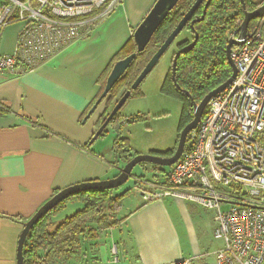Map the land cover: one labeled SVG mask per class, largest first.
<instances>
[{
    "label": "crops",
    "instance_id": "obj_1",
    "mask_svg": "<svg viewBox=\"0 0 264 264\" xmlns=\"http://www.w3.org/2000/svg\"><path fill=\"white\" fill-rule=\"evenodd\" d=\"M155 1L121 0L88 35L37 69L18 68L15 75L0 76V256L6 264H16L23 223L54 194L113 178L119 171L122 161L112 151L113 131L88 146L110 103L102 102L87 121L84 118L102 93L104 73L132 43L134 30ZM17 36L16 24L3 31L0 55L14 52ZM136 171L142 170L136 167L134 177ZM160 176L157 172L154 183ZM140 191L139 201L127 206L109 251L117 250V240L134 264L188 258L192 264H209L212 258L215 264L221 244L212 236V211L178 198L144 204ZM107 264L126 263L115 259Z\"/></svg>",
    "mask_w": 264,
    "mask_h": 264
},
{
    "label": "built area",
    "instance_id": "obj_2",
    "mask_svg": "<svg viewBox=\"0 0 264 264\" xmlns=\"http://www.w3.org/2000/svg\"><path fill=\"white\" fill-rule=\"evenodd\" d=\"M120 2L0 0V36L9 25L18 27L14 52L0 55V76L15 75L18 68L37 69L88 35ZM260 22L242 45L231 48L236 76L208 102L181 157L159 183L145 181L140 191L144 203L178 198L212 211V236L221 244L214 253L215 264H264V31ZM237 36L238 30L229 39ZM127 121L120 119L121 125ZM224 206L228 208L223 210ZM167 264H192V259Z\"/></svg>",
    "mask_w": 264,
    "mask_h": 264
},
{
    "label": "trees",
    "instance_id": "obj_3",
    "mask_svg": "<svg viewBox=\"0 0 264 264\" xmlns=\"http://www.w3.org/2000/svg\"><path fill=\"white\" fill-rule=\"evenodd\" d=\"M262 1L260 0L256 3L252 0H244L245 8L247 11H252ZM194 2L195 0H179L175 8L168 14L151 38L145 51L137 55L124 76L111 90L106 102L107 105L110 103L107 106L109 108L102 117L100 125L105 121L111 109L122 96L119 97L121 90L123 92L129 90L130 85L144 65L160 45H162ZM202 10L203 6L194 14L192 20L199 19L202 15ZM242 20L243 9L239 0H212L206 10L204 19L194 24L193 31H191L188 24L172 43L174 50L171 54L170 65L175 53L191 43L195 33L198 36L193 49L179 56L176 61L175 82L179 89L172 82L170 66L163 83L165 93L178 97L183 104L182 123L179 131L193 119V103L199 104L209 92L225 83L231 76V68L225 55L226 43L230 35L237 32ZM259 22V20L252 21L249 24L248 32L250 33L255 29ZM134 51V43H131L125 48L123 55L128 56ZM124 57L126 56L120 59ZM111 67L112 65L104 73L103 80L109 74ZM136 91L132 92L131 95ZM117 97L119 98L117 99ZM112 104L113 107H110ZM120 119H122L120 114L114 116L99 137L106 135L110 130L115 133L121 126ZM131 121H134V118L128 119L126 124H129ZM118 140L119 136L116 135L112 148L115 156L116 151L120 150L121 147ZM122 142L124 143L123 140ZM173 152L174 150L169 152L167 157L171 156ZM119 158L121 157L119 156ZM130 159L129 157H125L122 160L120 169ZM144 165L139 164L137 167L142 171L147 170ZM150 167L157 169L158 174L163 178L170 169L158 168L156 166ZM141 173L143 182L150 183L156 178V173ZM117 175L118 172L114 177ZM146 177H149V180H146ZM129 182L116 190L81 192L60 203L40 219L28 233L23 248L24 264H52L55 258H66L68 260L75 259L76 256L79 260H83L84 263L82 264H93L92 261H95L99 247L98 232L114 228L116 225L118 227V224L124 220L123 218L121 220L117 219L121 201L126 192L132 186H136L132 185L128 187ZM68 202L79 203L81 208L76 210L72 215L65 217L58 224H54L52 218ZM91 249L94 250L93 254L90 253ZM49 260L50 262H48Z\"/></svg>",
    "mask_w": 264,
    "mask_h": 264
},
{
    "label": "water",
    "instance_id": "obj_4",
    "mask_svg": "<svg viewBox=\"0 0 264 264\" xmlns=\"http://www.w3.org/2000/svg\"><path fill=\"white\" fill-rule=\"evenodd\" d=\"M179 0H156L151 9L148 11L147 15L143 18L140 24L136 27L133 32L132 40L135 46V51L130 55L124 57L116 61L105 80L104 88L102 93L96 99L92 107L89 109L87 114L85 115L84 121H87L91 115L98 109L100 104L108 99V95L114 86L118 83V81L124 76L126 71L129 69L133 61L136 59L138 54H141L145 51L147 45L149 44L151 38L164 22L168 14L175 8ZM212 0H195V2L191 5L188 11L183 15L181 20L178 22L173 31L168 35L165 41L160 45V47L156 50V52L150 57L147 63L144 65L136 79L130 85L129 90L125 91L119 100L116 102L109 115L106 117L105 121L100 125L96 133L93 135L90 140L88 146H90L105 130L108 126L109 122L116 116L126 101L130 98L131 93L136 91L143 80L147 77V75L153 70L156 66L160 58L164 55V53L168 50V48L172 45L175 39L179 36V34L184 30V28L189 24L191 31H193V26L196 22H200L204 19L206 10ZM241 7L243 9V20L238 28V36L237 39H229L226 43L225 55L228 61V64L231 68V76L229 79L209 92L199 104L193 103V119L186 124L182 130L180 131L176 148L173 154L169 157H156L152 155H140L135 156L130 159L121 169L118 171V175L101 181H89L80 184L73 185L71 187H67L61 191H58L54 194L48 201H46L36 212L35 214L23 223L22 231L18 237L17 248H16V264H24L23 259V248L27 238L28 233L35 226L40 219H42L45 215H47L50 211L56 208L60 203L73 197L81 192L87 191H104V190H116L125 186L130 179L133 177V170L139 164H150L156 166L158 168H170L172 167L177 160L181 157L187 136L193 132L200 119L202 118L206 106L208 102L215 97L218 93L223 91L235 78L236 69L234 64L230 59V51L233 46H239L244 43L248 35L249 24L252 21L259 20L261 21L264 18V2L257 6L252 11H247L245 8L244 0H239ZM203 6L202 15L199 19L192 20L194 14L199 10L200 7ZM197 34H194V39L186 45L185 47L178 50L172 58L170 65V73L173 84L177 89L179 87L175 82V71H176V61L179 56L184 53H187L193 49L195 43L197 41ZM186 95L190 97L187 93Z\"/></svg>",
    "mask_w": 264,
    "mask_h": 264
},
{
    "label": "rangeland",
    "instance_id": "obj_5",
    "mask_svg": "<svg viewBox=\"0 0 264 264\" xmlns=\"http://www.w3.org/2000/svg\"><path fill=\"white\" fill-rule=\"evenodd\" d=\"M253 2H259L260 0H252ZM264 0L260 3L262 4ZM259 4V5H260ZM260 29L264 31V19L260 22ZM133 43V42H132ZM130 50V49H128ZM174 50V46L168 48L164 55L160 58L153 70L147 75V77L140 84L139 88L133 93L130 98L126 101L119 113L123 119H133L129 124L121 125L116 135L119 136L120 150L116 151L118 161L121 162L125 157L133 158L140 155H152L156 157H167L169 152L175 150L177 140L180 134V128L182 123V102L181 100L173 95L165 93L163 89V83L166 77V73L170 66L171 54ZM120 57L127 56L120 53ZM119 97L124 93L122 90ZM117 97V99L119 98ZM109 129V128H108ZM124 141V143L122 142ZM119 156L121 158H119ZM147 170L141 171L146 174L157 173V169H152L150 164H145ZM167 169V168H163ZM147 171V172H146ZM136 171L137 180H131L129 186H132L124 195L121 201L120 210L117 219H122L127 212L130 203L139 201L138 190H143L145 184L143 182L142 173ZM149 180V177H146ZM155 181V179L153 180ZM166 198H164L165 200ZM195 206V205H193ZM197 207V206H195ZM79 203L68 202L65 207L57 213L52 221L54 224H58L65 217L72 215L76 210L80 209ZM198 209H201L197 207ZM228 206L222 207L226 210ZM202 210V209H201ZM110 228L108 230L99 231L98 238V252L95 261L96 264H107L115 259L119 262L126 264H134V259L126 251H122L117 244L116 252L113 250L109 251V244L117 236L118 228ZM218 245V244H217ZM114 247V246H113ZM93 254L94 250H90ZM127 253V254H126ZM125 255L127 257H125ZM80 256V254H79ZM78 256V257H79ZM92 260V258H91ZM209 264L212 263V258H208ZM50 262V260L48 261ZM83 260L79 258L75 259H57L55 258L52 264H82ZM0 264H6L5 259L0 256Z\"/></svg>",
    "mask_w": 264,
    "mask_h": 264
},
{
    "label": "bare ground",
    "instance_id": "obj_6",
    "mask_svg": "<svg viewBox=\"0 0 264 264\" xmlns=\"http://www.w3.org/2000/svg\"><path fill=\"white\" fill-rule=\"evenodd\" d=\"M187 138H188V136H187ZM187 140V139H186Z\"/></svg>",
    "mask_w": 264,
    "mask_h": 264
}]
</instances>
